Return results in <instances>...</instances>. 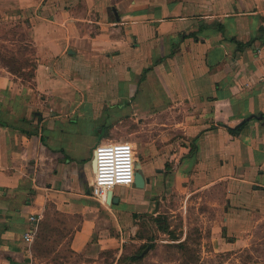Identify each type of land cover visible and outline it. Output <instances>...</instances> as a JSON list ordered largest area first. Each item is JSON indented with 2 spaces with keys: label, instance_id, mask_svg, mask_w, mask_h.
<instances>
[{
  "label": "crops",
  "instance_id": "0c3cea01",
  "mask_svg": "<svg viewBox=\"0 0 264 264\" xmlns=\"http://www.w3.org/2000/svg\"><path fill=\"white\" fill-rule=\"evenodd\" d=\"M0 14L31 49L28 69L0 64V264H44L33 247L53 238L62 264H144L150 221L184 242L153 221L170 189L200 264H264V119L230 131L264 115V0H0ZM103 149L129 183L110 203L92 195Z\"/></svg>",
  "mask_w": 264,
  "mask_h": 264
},
{
  "label": "rangeland",
  "instance_id": "374dc122",
  "mask_svg": "<svg viewBox=\"0 0 264 264\" xmlns=\"http://www.w3.org/2000/svg\"><path fill=\"white\" fill-rule=\"evenodd\" d=\"M14 21L15 19L11 18V16H3L0 14V64H8L14 71H19L20 68L18 69V67L22 66L28 69V67L31 66L30 61L26 58L28 57L26 54H28L31 49L28 44L22 42L21 37H23L25 32H23L18 23ZM28 72L29 70H26L25 73ZM166 198V208H164V213L166 212L165 216L168 218V223L176 234L181 235L179 239H181L182 236L185 238L184 241H187V245L185 246V249L174 244H171V246H165L164 241L168 240V237L155 231L153 229L154 224L150 221L147 223L148 233L151 235L149 241L153 243L154 248L149 252L143 263L200 264L201 259H206L205 252H202L200 248V230L196 226L191 225V222H188L186 227L179 216L171 214V210H174L178 205L177 195L173 189L168 191ZM187 213L188 217H190L189 219L194 217V212L191 210V206H189ZM53 240L41 244L39 251L36 247H33V250L35 251L34 254L37 256V263L45 262L44 264H62L66 260V257L68 256L66 250H63L59 255L52 257L56 245V242Z\"/></svg>",
  "mask_w": 264,
  "mask_h": 264
},
{
  "label": "built area",
  "instance_id": "2783aa9c",
  "mask_svg": "<svg viewBox=\"0 0 264 264\" xmlns=\"http://www.w3.org/2000/svg\"><path fill=\"white\" fill-rule=\"evenodd\" d=\"M107 149H103V159L98 163V168L92 183V195L96 198L104 199L110 191H112L117 186H126L129 183L121 182L118 175L117 167L110 159L107 157ZM106 153V154H105ZM111 178V182L101 183L102 180L107 181V178ZM32 225L24 235V240L26 243L31 244L37 233V221L36 218H31Z\"/></svg>",
  "mask_w": 264,
  "mask_h": 264
},
{
  "label": "trees",
  "instance_id": "16d2710c",
  "mask_svg": "<svg viewBox=\"0 0 264 264\" xmlns=\"http://www.w3.org/2000/svg\"><path fill=\"white\" fill-rule=\"evenodd\" d=\"M238 44V46H239V48L240 49H243L244 47H246V46H248V45H250L251 43L249 42V43H241V42H238L237 43ZM31 78H32V76H31ZM244 125H241L239 128H237V129H230V131L232 132V133H237L238 131H240L241 130V128L243 127ZM153 221L155 222V224H156V226L162 231V232H168V233H170L171 234V236L173 237V238H176V236L172 233V231H170L169 229H170V225H169V223H168V218L166 217V216H163V215H159V216H157V217H154L153 218ZM187 241H184V242H181V243H179L177 246L178 247H181L182 249H185V246L187 245V243H186ZM153 247H154V245H152ZM147 247V245L145 246V247H143L142 249H141V253H142V251L144 250V248H146ZM134 260H136V261H138V262H140V261H142V258L141 257H136V258H134Z\"/></svg>",
  "mask_w": 264,
  "mask_h": 264
},
{
  "label": "water",
  "instance_id": "95a60500",
  "mask_svg": "<svg viewBox=\"0 0 264 264\" xmlns=\"http://www.w3.org/2000/svg\"><path fill=\"white\" fill-rule=\"evenodd\" d=\"M252 118H256V119H264V115H259V116H258V115H251V116L247 117L246 119H244V120L241 122L240 125L246 123L247 121H250ZM107 201H108V203H110L111 201H113V202L116 201V199H115L114 197H112V191H110V192L108 193Z\"/></svg>",
  "mask_w": 264,
  "mask_h": 264
},
{
  "label": "clouds",
  "instance_id": "9594fccd",
  "mask_svg": "<svg viewBox=\"0 0 264 264\" xmlns=\"http://www.w3.org/2000/svg\"><path fill=\"white\" fill-rule=\"evenodd\" d=\"M130 148H131V145H124L123 147L117 148V152L118 153H123V154H128ZM125 164H126V158H125ZM105 182L110 183L111 182V178L110 177L107 178V181H104V180L101 181V183H105ZM121 182L127 183L128 181L121 180Z\"/></svg>",
  "mask_w": 264,
  "mask_h": 264
}]
</instances>
